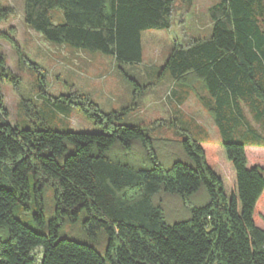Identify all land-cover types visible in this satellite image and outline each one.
<instances>
[{"label":"trees","instance_id":"obj_1","mask_svg":"<svg viewBox=\"0 0 264 264\" xmlns=\"http://www.w3.org/2000/svg\"><path fill=\"white\" fill-rule=\"evenodd\" d=\"M177 1L25 0L24 22L49 43L136 67L143 62V34L169 30ZM55 10L63 22L55 24ZM13 14L0 0V25ZM209 16L210 36L187 49L175 47L159 77L169 75L187 92L202 87L207 101L201 102L223 142L186 138L183 148L191 163L170 169L157 162L145 128L123 123L126 110L106 111L85 94L60 98L77 100L69 103L101 127L100 134L56 131L44 123L12 127L3 84L17 88L18 79L0 52V231H6L0 264H34L38 249L40 264H264V167L251 162L248 150L264 155V0H219ZM32 67L40 93L47 96L45 75ZM124 75L136 95L144 90L137 78ZM135 141L148 150V161L129 154ZM47 187L55 202L48 223ZM202 187L209 203L192 208L190 220L167 225L155 195L187 198ZM32 201L33 219L47 225V234L15 216L19 206ZM81 214L88 237L106 232L104 257L93 247L59 239L62 225Z\"/></svg>","mask_w":264,"mask_h":264},{"label":"rangeland","instance_id":"obj_2","mask_svg":"<svg viewBox=\"0 0 264 264\" xmlns=\"http://www.w3.org/2000/svg\"><path fill=\"white\" fill-rule=\"evenodd\" d=\"M219 0H179L173 8L170 29L150 31L143 34V62L136 67L118 65L112 57L90 54L47 42L24 22L25 0H3L14 14L8 22L0 25V52L7 60L10 72L18 79L17 88L12 83L3 84L9 122L14 128L34 129L44 123L48 128L62 132L100 134L102 128L89 121L76 106L61 96L85 94L104 110H126L125 125L145 128L153 141L157 162L170 169L177 162L190 164L183 148L188 137L212 143H221L213 118L201 99L207 94L197 86V92H187L165 75L159 77L160 69L169 53L179 47L187 49L195 42L210 36L212 22L209 9ZM55 24L63 22L62 13L52 12ZM18 50L27 59L24 60ZM32 65L40 67L46 77L47 96L39 91V77ZM138 79L145 85L141 93H134L133 83L127 78ZM43 83V80H40ZM59 98V101L57 99ZM201 98V99H200ZM27 101L28 110L24 107ZM73 102L78 103L77 100ZM36 107V112L31 108ZM64 108V109H61ZM121 113V114H122ZM252 124L251 117H249ZM249 150L254 165L264 167V155ZM264 151V150H263ZM148 150L139 141L133 142L129 154L141 162L148 161ZM154 203L163 208L167 225L186 222L192 217V208L209 203L205 187L196 194L183 198L179 194L161 192ZM35 203L27 202L15 210V216L32 230L47 234V225L39 226L33 219ZM55 202L52 188L44 193V217L48 223L54 216ZM84 214L76 222L67 221L60 228L59 239H68L93 247L105 256L108 237L103 230L96 239L87 236L83 229ZM6 231H0L5 239ZM41 249L33 252L34 264H40Z\"/></svg>","mask_w":264,"mask_h":264}]
</instances>
